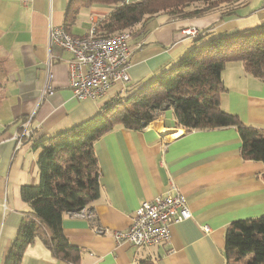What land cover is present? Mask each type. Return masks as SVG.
Returning a JSON list of instances; mask_svg holds the SVG:
<instances>
[{
	"label": "crops",
	"instance_id": "1",
	"mask_svg": "<svg viewBox=\"0 0 264 264\" xmlns=\"http://www.w3.org/2000/svg\"><path fill=\"white\" fill-rule=\"evenodd\" d=\"M68 1L0 0V264L29 209L19 188L39 180L35 140L138 90L203 43L207 32L233 33L264 20V0H239L185 18L155 13L129 28L128 81L114 82L102 97L77 99L69 86L72 54L48 41L49 25H63ZM112 8H82L69 32L82 35L96 21L97 10ZM193 25L201 30L198 36L180 34ZM48 72L53 92L39 99ZM221 77L220 108L264 128V79L240 61L227 62ZM30 114L31 134L17 147L14 136ZM175 120L169 107L141 130L116 125L94 141L98 197L81 211L63 213L61 221L64 236L79 249L78 261L57 258L37 237L20 264H225L226 226L264 212V163L241 157L234 126L186 130ZM173 186L185 195L191 216L170 226L168 241L143 248L115 242L111 233L129 225L142 201Z\"/></svg>",
	"mask_w": 264,
	"mask_h": 264
},
{
	"label": "trees",
	"instance_id": "2",
	"mask_svg": "<svg viewBox=\"0 0 264 264\" xmlns=\"http://www.w3.org/2000/svg\"><path fill=\"white\" fill-rule=\"evenodd\" d=\"M190 1H203V13L218 9L219 3L226 0H69L63 26L69 32L84 7L113 5L97 24L100 31L108 34ZM171 11L167 12L183 16ZM205 35L203 43L192 46L176 64L138 90L109 100L84 121L33 142L39 151V180L19 188L20 199L29 209L10 242L3 264H20L24 249L37 237L57 258L78 261L79 249L62 232V215L81 211L98 197L99 171L93 144L116 125L141 130L159 111L172 107L175 125L186 130L234 126L241 141V157L264 163V128L246 125L219 106V95L224 89L221 71L227 62L240 61L247 72L264 79V20L233 33ZM223 253L225 264H264V212L231 221L225 228ZM141 264L153 263L146 260Z\"/></svg>",
	"mask_w": 264,
	"mask_h": 264
},
{
	"label": "built area",
	"instance_id": "3",
	"mask_svg": "<svg viewBox=\"0 0 264 264\" xmlns=\"http://www.w3.org/2000/svg\"><path fill=\"white\" fill-rule=\"evenodd\" d=\"M179 32L184 36L193 37L198 36L201 30L188 26L181 28ZM130 36L127 29L103 33L97 28L96 21L82 35L67 32L63 25H49V43L63 47L72 54L68 64L69 86L75 98L102 97L114 82L128 81ZM51 76L48 72L39 99L53 92ZM31 117L32 114L26 117L21 124L22 130L14 136L17 147L31 134L27 128ZM190 216L191 211L185 195L173 186L149 201H142L130 216L129 225L125 229L114 230L111 234L116 243L143 248L168 241L170 226Z\"/></svg>",
	"mask_w": 264,
	"mask_h": 264
},
{
	"label": "rangeland",
	"instance_id": "4",
	"mask_svg": "<svg viewBox=\"0 0 264 264\" xmlns=\"http://www.w3.org/2000/svg\"><path fill=\"white\" fill-rule=\"evenodd\" d=\"M122 2H124V0H121ZM237 1H230V0H226V1H222L219 3L218 6H223L225 8H230L234 5V3H236ZM204 2L203 1H190L188 4L186 5H181L180 7H177V8H171V9H164V10H161L159 12H166L168 13L167 11H170V10H173L171 12H176L177 14H182L183 16H178V18H185V17H190V16H194V15H199L198 13H195V12H199L200 14L202 13L201 11V8H203L205 5L203 4ZM92 6V5H91ZM93 6H99L100 7H103V8H111V7H114L113 5H106V4H93ZM104 9V10H105ZM111 11V9H109ZM214 10V9H213ZM110 11H106V12H99V10H97V12H95L97 15V18H96V23L98 24L99 22H101L102 20H104L107 16V14H109ZM212 11V10H211ZM157 12V13H159ZM205 12H208V11H205ZM204 13V12H203ZM170 15V17H175L174 14L172 13H168ZM190 14V15H189ZM194 26V25H193ZM196 27V26H195ZM198 28V27H197ZM124 29H127L129 30V28H124ZM199 29V28H198ZM200 30V29H199Z\"/></svg>",
	"mask_w": 264,
	"mask_h": 264
}]
</instances>
